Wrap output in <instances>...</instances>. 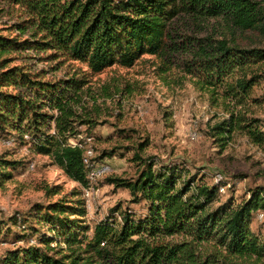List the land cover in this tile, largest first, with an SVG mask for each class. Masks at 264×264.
Wrapping results in <instances>:
<instances>
[{"label":"trees","instance_id":"trees-1","mask_svg":"<svg viewBox=\"0 0 264 264\" xmlns=\"http://www.w3.org/2000/svg\"><path fill=\"white\" fill-rule=\"evenodd\" d=\"M2 1L19 7L23 18L12 27L16 35L0 33V132L20 140L29 134L35 153L50 156L82 186L87 184L83 150L71 141L80 140V126L97 122L83 104L87 74L133 67L147 54L170 57L167 72L171 56L187 53L179 62L184 74L223 106L224 117L211 135L223 141L241 132L264 147V126L253 110L260 103L253 91L264 79V47L240 46L236 35L237 30L264 35V0ZM180 14L225 23L221 31L202 36L177 33L170 24ZM28 50L49 52L46 58L57 60L58 67L72 61L87 69L46 79L45 70L14 63L20 58L14 53ZM146 145L147 140L138 143L133 154L134 176L106 179L128 189L134 202L145 201L144 215L122 211L120 223L109 215L90 234L85 201L73 190L36 204L31 215L11 216L20 230L13 241L5 237L11 229L0 217V246L14 244L0 254V264H264V241L250 227L253 213L264 212L263 189H252L239 204L230 198L215 206L219 184L204 182L183 165L145 157ZM16 165L0 159V178H10L4 168ZM45 190L51 197L61 186Z\"/></svg>","mask_w":264,"mask_h":264},{"label":"rangeland","instance_id":"rangeland-1","mask_svg":"<svg viewBox=\"0 0 264 264\" xmlns=\"http://www.w3.org/2000/svg\"><path fill=\"white\" fill-rule=\"evenodd\" d=\"M22 18L19 7L0 0L1 34L16 35L18 31L12 27ZM224 23L222 18L180 14L170 26L177 33L202 36L221 31ZM236 32L238 45L264 47L263 34ZM48 53L17 52L13 55L20 58L14 63L25 64L32 71L45 70L46 79L70 76L75 71L83 75L82 70L87 69L85 64L72 61L58 67L57 60L46 58ZM187 56L185 52L171 56L174 62L167 72L164 68L170 63V57L147 54L133 67L114 65L102 73L87 74L88 92L83 104L97 122L92 128L83 125L79 129L83 137L91 134L98 159H104L112 167V171L100 179L92 207H86L83 220L90 227V234L95 224L109 215L117 217L120 223L122 211L130 210L136 215L147 212L145 201L134 202L128 189L106 181L110 176L136 174L132 157L138 143L144 140L148 141L142 151L145 157L154 156L158 163L183 165L204 182L219 184L220 202L215 206L230 198L239 204L256 187L264 191V147L241 132H234L223 141L211 135V127L224 117L223 106L214 103L207 91L201 90L184 74L179 62ZM253 95L260 99L253 110L264 126V79L255 86ZM8 140H12L11 143ZM112 148H117L114 155L101 157L105 150ZM0 159L17 161L16 166L4 168L11 177L0 178V217L8 222L6 229H11L5 236L8 241L15 240L20 231L9 220L15 213L31 215L36 204H47L73 190L81 191L84 199L83 186L79 182L70 179L50 156L34 152L29 134L20 140L0 132ZM54 185H60L61 191L48 197L45 187ZM42 226L38 224L37 227ZM250 227L264 241V212L253 213ZM44 229L47 231V226ZM12 247L14 244L10 242L2 244L0 254Z\"/></svg>","mask_w":264,"mask_h":264},{"label":"built area","instance_id":"built-area-1","mask_svg":"<svg viewBox=\"0 0 264 264\" xmlns=\"http://www.w3.org/2000/svg\"><path fill=\"white\" fill-rule=\"evenodd\" d=\"M79 141H71L73 146H78L83 150V164L86 168L87 184L83 186V196L85 199V206L92 207V201L95 195L99 192L98 183L101 178L106 176L112 171L111 165L104 159H98V155L91 144L92 136L86 135L83 137L79 135ZM12 140H8L11 143ZM31 167L34 164L31 163ZM219 175L222 173L219 172ZM224 177V176H223ZM34 242V240H31Z\"/></svg>","mask_w":264,"mask_h":264},{"label":"bare ground","instance_id":"bare-ground-1","mask_svg":"<svg viewBox=\"0 0 264 264\" xmlns=\"http://www.w3.org/2000/svg\"><path fill=\"white\" fill-rule=\"evenodd\" d=\"M220 180H222V179H220Z\"/></svg>","mask_w":264,"mask_h":264}]
</instances>
